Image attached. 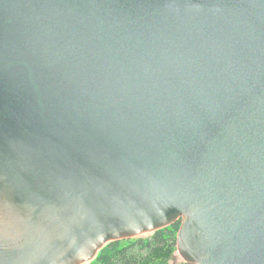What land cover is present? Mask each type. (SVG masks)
Masks as SVG:
<instances>
[{"label": "water", "instance_id": "obj_1", "mask_svg": "<svg viewBox=\"0 0 264 264\" xmlns=\"http://www.w3.org/2000/svg\"><path fill=\"white\" fill-rule=\"evenodd\" d=\"M178 219L186 263L264 264V0H0V264Z\"/></svg>", "mask_w": 264, "mask_h": 264}, {"label": "trees", "instance_id": "obj_2", "mask_svg": "<svg viewBox=\"0 0 264 264\" xmlns=\"http://www.w3.org/2000/svg\"><path fill=\"white\" fill-rule=\"evenodd\" d=\"M180 224L181 220L178 219L147 237L111 241L98 251L90 264H167L176 250Z\"/></svg>", "mask_w": 264, "mask_h": 264}, {"label": "rangeland", "instance_id": "obj_3", "mask_svg": "<svg viewBox=\"0 0 264 264\" xmlns=\"http://www.w3.org/2000/svg\"><path fill=\"white\" fill-rule=\"evenodd\" d=\"M152 232H146V233H141L137 236H133V237H130V238H135V237H147L149 235H151ZM99 251V250H98ZM97 251V253H98ZM96 253V254H97ZM96 256V255H95ZM94 256V258H95ZM92 258L91 260H88L87 262H84L82 264H90V262L94 259ZM185 263V261L183 260V258L181 257V255L179 254V252L177 251V248L176 250L173 251L172 255H171V258L169 259V261L167 262V264H183ZM91 264H95L94 262H92Z\"/></svg>", "mask_w": 264, "mask_h": 264}]
</instances>
